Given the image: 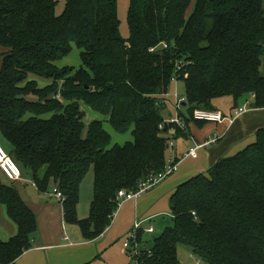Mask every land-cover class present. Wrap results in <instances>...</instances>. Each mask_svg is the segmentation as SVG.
Masks as SVG:
<instances>
[{
    "label": "trees",
    "instance_id": "obj_1",
    "mask_svg": "<svg viewBox=\"0 0 264 264\" xmlns=\"http://www.w3.org/2000/svg\"><path fill=\"white\" fill-rule=\"evenodd\" d=\"M58 4L0 0V131L41 192H62L65 222L94 239L112 223L119 190H137L166 168L171 128L182 135L190 122H206L194 118L195 109L217 110L224 96L234 107H264V0H129L127 37L118 0H65L61 14ZM73 44L81 65L60 67ZM174 75L185 85V129L165 118ZM82 104L133 140L112 144L100 119L85 130ZM91 167L93 200L80 219ZM7 180L0 170V204L17 233L0 240V264H16L33 247L38 222ZM170 209L172 223L150 247L139 237L134 264H181L180 246L207 264H264V128L241 151L181 183Z\"/></svg>",
    "mask_w": 264,
    "mask_h": 264
},
{
    "label": "crops",
    "instance_id": "obj_2",
    "mask_svg": "<svg viewBox=\"0 0 264 264\" xmlns=\"http://www.w3.org/2000/svg\"><path fill=\"white\" fill-rule=\"evenodd\" d=\"M126 1L129 6V0ZM62 9L64 10L63 7ZM62 12L58 13L57 11L58 14H61ZM128 35L129 30L127 24V31L125 32L124 36L127 37ZM2 51L3 49L0 47V54L2 53ZM182 97H184V94L181 97L176 93L172 95L170 93V90L164 96V98H166L165 118L167 121L177 115L178 111L176 110L175 105L177 100ZM242 105H248L249 107V103L247 102L239 104V106ZM236 108L237 107H234V101L232 99L231 109L227 112L222 111V113L226 117H229L233 114ZM216 109L220 110L218 108ZM93 112L95 113V111ZM101 116H103L102 120L104 122H108V117L104 115ZM93 117H95V115H92L90 119H92ZM260 128H264V107H249L233 122H230L228 119L223 122H190L187 128L184 130L185 133L182 135L177 134L175 129L171 128L168 135L172 139L173 146L169 148L170 151H167V159L171 162H178L179 165L177 171L165 178L153 188L141 194L139 197L130 199L118 198L121 203L114 214L112 223L101 235L94 239L85 238L82 231L80 233H76L75 240L70 239L65 226V224L67 225V223H65L64 220L62 201H60V199H58L56 195L54 196L51 194L54 189L50 190V188L48 191L41 192L38 189V186L34 184L35 182L30 179L33 188L40 195H44L46 193H49L51 195L50 200L43 199L40 202L31 198L28 187L24 186L22 190L19 186V183H17L18 181H28L27 179L22 176V179L14 180L13 183L19 190L24 202L36 214L38 222V233L35 237L33 247L26 250L16 260V264L135 263V260L132 258V256L129 254V251L124 246V240L127 236V233L132 228L134 222L139 219L142 221L143 227L146 228L150 225L154 227L153 232L143 231L141 233V238L145 243L143 244V246L147 248L150 247V241L148 240L150 239L149 234L156 231L155 224H159V226H162L163 231L164 228L168 226L173 220L170 209V197L174 193L176 188L181 183L190 179L196 174L206 172L221 158L233 155L244 149L248 144L254 142L256 139V132ZM215 136H218V140L214 143L203 145L202 147H200L197 151V157L186 155L190 148L195 146L196 143H206L209 139ZM90 199L93 200V196ZM79 205L80 202L77 206V214L79 213ZM43 213L48 214L46 222V227L48 228L46 239H44L43 237L41 238L39 228L40 224L42 225L43 222V218H41V215ZM16 233L17 226L15 222L8 216L6 207L0 204V240H8Z\"/></svg>",
    "mask_w": 264,
    "mask_h": 264
},
{
    "label": "rangeland",
    "instance_id": "obj_3",
    "mask_svg": "<svg viewBox=\"0 0 264 264\" xmlns=\"http://www.w3.org/2000/svg\"><path fill=\"white\" fill-rule=\"evenodd\" d=\"M62 7L64 8V0H59V4L57 7L58 13L62 12V10H63ZM127 8H128V4H127L126 0H118V13H119V18H120V22H121L120 28H121V32L123 35H125V32L127 31V22H126ZM80 51L81 50L76 45L73 44V49L70 52V54L68 56H66L65 58L57 61V64L59 66L79 67L81 65ZM262 64L263 65H262L261 70H262V74L264 75V60H263ZM1 65H2V56L0 54V68H1ZM39 83H40V86H45L48 84V81L40 80ZM170 93L172 95H174L176 93L180 97L183 96V94L185 93V85H184L183 81L178 80L177 82H172V85L170 87ZM215 106H216V108L220 109L221 111L227 112L232 107V98L230 96L219 97L215 100ZM182 107L184 108L185 106L182 105ZM82 108L85 111V117H84V122L86 124L85 130L87 129V126L91 120H93V119L102 120L103 119V116H101L102 114L100 115V113H97V112L94 113L90 107L82 104ZM90 112L92 113V115H95V117H93L92 119H90L92 116ZM105 128L112 135V144H124L127 141L133 140V136H132L131 132H126V133L117 132L116 130H114L112 128V126L108 122H105ZM179 139H177V140H179ZM0 143L5 148L6 151L11 150V148H12L11 143L2 135L1 131H0ZM22 176L25 179H27L28 181H26V180L25 181H18L17 183H19V186L22 190H23L24 186L28 187V189L30 191L31 198L35 199L36 201H40V202L43 199L50 200L51 195L49 193H46L44 195L43 194L40 195L33 188L31 180H30L31 179L30 172H28L26 170H22ZM93 184H94V171H93V168L91 167L89 169V171L87 172V174H86V176L82 182V186H81L82 187L81 188V201H80V205H79V209H78L79 217L82 216L80 218H86L90 214V206H91V202H92L91 201L92 199H90V198L93 196ZM17 186H18V184H17ZM19 186H18V188H19ZM52 189L53 188H51L50 190H52ZM51 194L54 195V192L52 191ZM81 214H85V215H81ZM47 217H48L47 213H43L41 215V218H43V222L41 221L42 225L40 224V227H39L41 238L43 237L44 239H46V235H47V231H48V228L46 227ZM65 226H66V230H67V233H68L70 239L75 240L76 233L81 232L80 226L77 223H72V222L67 223V225L65 224ZM155 228H156V231L154 233L149 234L150 239H148V240L150 242L153 240L154 237L160 235L162 232V226H159V224H155ZM178 254H179V259H180L181 264H196V262H198V261L200 262V264H207V263L203 262L201 259L194 256L192 253H190V249L186 246H180L179 250H178Z\"/></svg>",
    "mask_w": 264,
    "mask_h": 264
},
{
    "label": "built area",
    "instance_id": "obj_4",
    "mask_svg": "<svg viewBox=\"0 0 264 264\" xmlns=\"http://www.w3.org/2000/svg\"><path fill=\"white\" fill-rule=\"evenodd\" d=\"M180 66H181L180 63H178L177 69H179ZM172 81L177 82L178 77L176 75H174L172 77ZM182 101H184V97L177 100L176 105H175V108L178 111L177 115L167 122L176 123L181 128L185 129V124H184L181 116L179 115V110L182 107ZM248 108H249L248 105L239 106L234 110L233 114L229 117H226L222 113V111H220V110H210V109L197 108L194 111V118L196 120L206 121V122H209V121L223 122L226 119H228L230 122H233L237 117L242 115ZM217 140H218V136H215V137L209 139L206 143H203V144H197L196 143L195 146L190 148V150L188 151V153L186 155L192 156V157H197V155H198L197 151L200 147H202L203 145L214 143ZM172 146H173V142L171 140L170 141V147H172ZM178 165H179L178 162L168 161L166 168L163 171L159 172L156 175H151L148 179L141 182L139 184V187L137 188V190H132V191H128L126 189L119 190L118 198L119 199H127V198L130 199V198L139 197L141 194H143L146 191H148L149 189L153 188L154 186L159 184L161 181H163L165 178H167L168 176L172 175L175 171H177ZM0 170L2 171V173L4 174V176L8 180L14 181V180L22 179V170H21L20 165L5 150V148L2 146L1 143H0ZM34 184L36 185V183H34ZM53 192H54V195H56L58 197V199H60V201H63L64 195L62 194V192L60 190L54 189ZM120 203H121V201H120ZM193 213L195 214V212H193ZM143 231L153 232L154 227L152 225H150L149 227L145 228L142 225V221L137 219L134 222V224L132 225V228L130 229V231L127 233V236L124 240V246L129 251V254L132 257L138 256L141 253L139 237L141 236V233ZM149 252H151V251H149ZM196 264H200V262L198 261V262H196Z\"/></svg>",
    "mask_w": 264,
    "mask_h": 264
},
{
    "label": "water",
    "instance_id": "obj_5",
    "mask_svg": "<svg viewBox=\"0 0 264 264\" xmlns=\"http://www.w3.org/2000/svg\"><path fill=\"white\" fill-rule=\"evenodd\" d=\"M167 126V125H166Z\"/></svg>",
    "mask_w": 264,
    "mask_h": 264
}]
</instances>
